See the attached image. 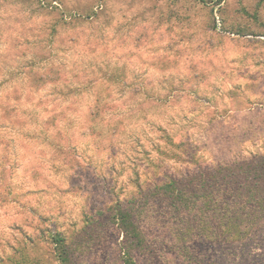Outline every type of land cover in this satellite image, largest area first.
Wrapping results in <instances>:
<instances>
[{
  "label": "rangeland",
  "instance_id": "374dc122",
  "mask_svg": "<svg viewBox=\"0 0 264 264\" xmlns=\"http://www.w3.org/2000/svg\"><path fill=\"white\" fill-rule=\"evenodd\" d=\"M263 153L264 0H0V264H57L54 232L121 264L138 184ZM153 242L136 264H264V225Z\"/></svg>",
  "mask_w": 264,
  "mask_h": 264
},
{
  "label": "trees",
  "instance_id": "16d2710c",
  "mask_svg": "<svg viewBox=\"0 0 264 264\" xmlns=\"http://www.w3.org/2000/svg\"><path fill=\"white\" fill-rule=\"evenodd\" d=\"M137 189L116 202L109 216L122 235L121 264H136L132 252H151L159 237L174 257L194 261L189 243L241 240L264 225V153L198 164L138 184ZM50 237L57 264H73L67 238L60 232Z\"/></svg>",
  "mask_w": 264,
  "mask_h": 264
}]
</instances>
